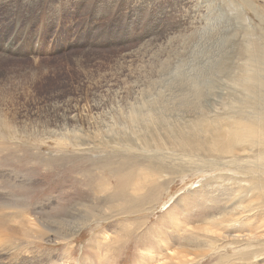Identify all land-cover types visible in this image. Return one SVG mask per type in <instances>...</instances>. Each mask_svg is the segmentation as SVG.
<instances>
[{
    "label": "rangeland",
    "instance_id": "obj_1",
    "mask_svg": "<svg viewBox=\"0 0 264 264\" xmlns=\"http://www.w3.org/2000/svg\"><path fill=\"white\" fill-rule=\"evenodd\" d=\"M218 11L228 42L205 79L234 100L241 50L264 58V0H0V264H264V193L245 177L158 164L172 141L156 133L119 149L141 121L114 110L128 114L138 82L142 99L165 92L167 42L199 50L182 38ZM194 155L191 169L214 160Z\"/></svg>",
    "mask_w": 264,
    "mask_h": 264
},
{
    "label": "bare ground",
    "instance_id": "obj_2",
    "mask_svg": "<svg viewBox=\"0 0 264 264\" xmlns=\"http://www.w3.org/2000/svg\"><path fill=\"white\" fill-rule=\"evenodd\" d=\"M225 15L222 11L211 12V16H206L202 27L196 28L191 34L182 38L186 42L182 41V47L187 44L189 48L191 40H194L193 44L197 45L199 50H187L181 55V53H177V50H172L173 47H176V41H173V43L172 40L167 42L172 44L170 47L171 51L167 50V57L160 61V65L171 60L178 61V66L175 65L171 71L173 81L168 79L169 85H165L168 88L164 90L165 92L160 91L157 95L150 96L147 99H142L144 95L143 88L139 82L137 83L136 88L138 89L128 103V114L123 117V114L118 109H116L117 111L114 110L116 112H113V114L118 120L121 118L126 119L129 115L132 123L135 120H140L141 123L132 127L127 122L125 134L128 137V141L125 145H117L120 146L119 149L131 150L133 141L140 139L147 133H156L161 140L170 139L172 141L169 146L166 142L162 143V147L167 149L165 153L150 154L149 158L158 161V164H164L166 160L173 166L171 170H182L179 166H185L189 169L187 171L195 170L196 173L204 174L223 171L222 174L228 180H235L233 179L235 177L228 178L226 174L234 173L245 177V180L252 186L253 190H259L264 193V101L261 99L256 100L255 95V91L264 90V63H261L264 58L257 56L256 50L259 47L254 42H248L247 44L245 43L244 50H241L247 55L244 57V70L242 69L240 71L242 73L236 75L231 86L234 88L232 92L236 93L238 99L227 100L226 96L228 95H221V93H224V90L220 89L221 87H215V82L205 79L208 74L207 70L217 71L222 65L217 58L222 55L225 44L228 42V38L225 36L226 27L223 24ZM243 22L248 28V19L243 18ZM211 48L215 50H211ZM258 60H260V63ZM164 69L162 72L165 71ZM157 70L159 69H154L155 73L159 72ZM163 75L167 76L165 73ZM241 77L243 79L240 80ZM179 79H181L180 84L186 87L185 90L180 86L183 95L180 102L177 101L179 96L177 94L173 95L170 91V89H176L174 87ZM208 83H212L214 87H208ZM238 83H241V85L239 86ZM187 87L189 88L187 89ZM189 90L194 92L193 96H196V100L184 93ZM213 96L218 101L217 106H214L215 100H213ZM173 101H177L179 106L174 107ZM229 101L234 103L228 104ZM239 101H241L242 105L238 103ZM167 102L168 106L165 107ZM226 113L231 114L232 118H230L231 120L226 119L227 124H225L223 132L220 131L223 134L221 135L220 132H217L221 128L219 129L215 121L212 124L213 126L215 124L218 128L210 131L207 125L211 122L208 121L207 116L215 118L221 115L225 116ZM162 131L167 134L166 138L164 134H161ZM201 133H205L207 139L201 137L202 135L199 136ZM117 136H119L118 132ZM176 140L180 143L175 142ZM205 140L209 144H203ZM224 143L226 144L222 145ZM177 152L181 153V158ZM194 152L213 157L214 160L205 161L202 166H196L197 168L191 169L190 163L195 161ZM241 155L243 158H241ZM166 172L163 171L162 173L166 175ZM237 214H242L240 209L237 210ZM219 221L220 219L213 220L208 223V226L213 228ZM242 237L247 240L254 239V235H244ZM255 258L257 259V256Z\"/></svg>",
    "mask_w": 264,
    "mask_h": 264
}]
</instances>
